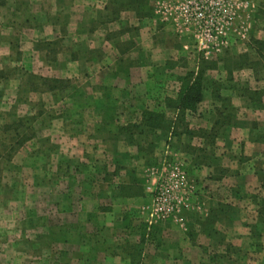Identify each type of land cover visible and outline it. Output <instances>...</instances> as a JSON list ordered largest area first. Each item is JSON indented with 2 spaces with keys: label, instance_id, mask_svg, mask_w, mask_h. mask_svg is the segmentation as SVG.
<instances>
[{
  "label": "crops",
  "instance_id": "0c3cea01",
  "mask_svg": "<svg viewBox=\"0 0 264 264\" xmlns=\"http://www.w3.org/2000/svg\"><path fill=\"white\" fill-rule=\"evenodd\" d=\"M112 1L0 0V72H3L0 112H12L13 109L34 112L35 99L52 105L54 93H40L27 84L26 76L31 74L68 80L71 88L65 91L63 101L69 98L66 103L73 112L75 96L79 94L85 100L102 103L110 98L117 105L123 102L124 106L132 99H141L145 100L141 109H151L146 106L150 100L148 87L136 96L135 85L138 79L149 85L151 76L145 70L155 65L149 59L154 46L150 45V50L146 44L139 48L138 45L143 43L140 39L145 37V43H148L149 36L143 35L142 30L138 36L136 30L131 29V25L136 27L132 20L142 24L148 22V18L139 20L132 11H112ZM53 42L57 44L55 47H41ZM52 49H55V55L51 53ZM75 81L83 82L78 86ZM155 85L160 86V83L156 81ZM90 86L91 89L97 87L99 93L92 94ZM257 87L254 90L263 89L261 83H257ZM226 95L235 112L226 113L231 122L218 129L212 144L200 137L182 135L178 139L166 134L164 155L169 146V159L182 162L190 180L196 182L193 204L198 209L185 215L183 227L166 222L147 229L142 224L137 209L149 200L153 180L150 175V180L147 175L135 179L132 174L123 173L127 161L117 160L116 155L112 158H115L114 165L119 168L121 180L115 188L111 191L106 188L87 190L86 182L100 185L103 180L97 174L90 179L81 176V188L55 190L54 195L51 192L53 203L46 210H41L39 205L35 207L32 227L27 225L25 202L17 198L24 196L25 190H14L9 185L4 188L6 172H1L0 220L3 226L0 228L11 222L10 215H15L13 206H21L18 212L24 215L18 225L22 224V227L19 225L15 230L18 233L14 246L33 247V254L12 247L21 257L20 261L29 264L32 255L33 264H264V108L261 112H253L237 95L230 91ZM262 102L264 107V95ZM84 110L92 112H79L78 115L96 118L91 133H96L95 142L105 148L111 142L106 136L110 133L115 135L113 142L119 145L126 137L136 139V136L139 141L144 139L142 145L149 142L148 135L118 134L120 126L138 122L140 111L131 112L138 116L137 119L126 120L123 125L118 120L129 113H115L113 125L104 126L107 133L100 136L97 131L101 125L100 113L94 112L93 108L85 107ZM170 113L165 112L167 117ZM194 114L201 118L196 128L203 131H210L219 118L218 112L187 113V123ZM81 124L72 123V128H80ZM187 147L197 149L199 157L188 154ZM140 148L136 145L135 150ZM118 154L135 157L137 152L123 148ZM17 157L7 164L18 175L23 168ZM161 157L158 155L157 161L164 159ZM127 164L131 166L132 161ZM131 179L138 180L137 188L141 190L135 189L137 194L120 190L121 186L130 185ZM5 214L7 218L3 217ZM42 218L49 221L43 222ZM5 233L8 235L9 232ZM6 235L3 240L1 238L0 245L8 242ZM3 256L0 255V263Z\"/></svg>",
  "mask_w": 264,
  "mask_h": 264
},
{
  "label": "rangeland",
  "instance_id": "374dc122",
  "mask_svg": "<svg viewBox=\"0 0 264 264\" xmlns=\"http://www.w3.org/2000/svg\"><path fill=\"white\" fill-rule=\"evenodd\" d=\"M148 1V6L152 14L151 18H148V22L142 24L141 22H135L132 20V24H136V27H132L133 25H131V29L133 31L136 30L138 36H140V30L143 31V35L146 33L147 36H149L148 41L151 42V44L149 42L145 43V37H142L140 42L142 41L143 43L139 44L138 41L139 48L144 47L146 44L150 50L151 46H154V51L149 56V59L150 61H154L155 65L154 67L145 70L147 74H150L151 76L149 78V85L146 86L145 80L141 79H138L140 81L137 80V84L135 85V88L137 89L136 96L141 94V92H145V89L148 87L150 100L147 101L146 106L152 109L156 106L162 105L164 98L174 97L175 92L179 87L178 79L188 72H196L201 61L218 62L217 69L207 71L206 77L223 84L222 86L229 87L240 84L246 85L254 90L258 88L257 83H261L263 89L259 91L264 94V69H262V66L257 69L256 77L250 70L232 71L231 76L233 78V83H227V74L221 63L222 61L227 62L228 64L235 62L241 59L242 55H247L252 61L258 62V57L253 50L254 47L251 40H264V19L262 15L264 0H248L249 9L246 13L240 14L237 21L234 23L233 28L228 31L227 38L229 45L222 48L219 53L211 55L208 59H204L202 55L195 53L194 29L191 26L183 27L173 13H163V4H166L170 0ZM125 26H128V24ZM239 31L242 33L239 34ZM164 63L165 65L163 66ZM257 77L258 79H256ZM156 81L160 83V86L155 85ZM82 82L77 83L75 81L74 83H77L78 86H80ZM73 87L76 86L73 85ZM91 87L92 86H90L89 90L92 94L95 92L97 94L99 93L97 87H93L92 89ZM220 93L223 96H227L226 94L229 93V89L221 90ZM71 95L72 94H70V96ZM94 96L97 95L94 94ZM38 100L39 99L34 100V112H30L29 109H23L20 112H16L15 109L11 110L12 112H0V136H2L1 128L4 124H12L18 119H23L24 128L20 129V132L32 137L18 154L15 155L18 156L19 163L23 168V170L20 171L21 173L18 172L20 173L18 175L17 172H14L13 169L10 168L11 165H8L7 161H5L4 151L0 150V157H3L1 158L2 160L0 159V176L1 172H6L3 184L4 188L9 185V187L14 190H25V195L17 198H19L20 201H24L25 204H23V207L28 209V226L32 227L34 224L33 220H35V218L33 217L34 213L32 212L37 205H39V208L40 206L43 208H40L41 210H46L48 205L53 203L54 196H51V192L54 195L55 193H53V191L55 190L66 191L67 188L74 190L81 188L83 182L81 176H84L85 179H90L95 178V175L97 174L101 176V179L103 180V183L101 182L100 185L93 184L90 181L91 184L86 182L87 185L85 188L87 190L92 191L106 188L105 190L111 191L115 188V184L121 180V176L118 174L119 168L117 166L115 168L114 165L115 158L117 160L123 159V161L127 162L132 161L131 166L125 162L127 168L123 170V173L128 176L132 174V178L134 177L135 179H142L144 178L142 177L144 175H147L149 179L150 175L153 180V186L155 185L157 174L153 173V170L160 168V165H162V161H157V156L159 155L161 157L162 155L161 159L165 156L164 150L162 149L164 147V141L167 138V133L158 134L156 138L149 136V142L146 145H142L145 141L144 139L139 141V136H136V139L135 137H126V140L119 145L118 142H113V137L115 135L110 133L106 136H109L111 142H109V147H107V145L105 148V146L95 142V139L98 138L96 133L93 132V135L91 133L96 118H93L92 115L88 114H86L85 117L78 115L79 112L92 111H78L74 108L73 112L72 108L68 105L69 103H66L69 102V98L66 102L61 99H58L57 101L52 99V105H50L51 102H48L45 105V102ZM90 102L93 104L91 105V108H93L97 101L91 100ZM115 104V113L128 112L130 114L131 112H139L140 109L145 106V100L141 101V99H132L131 103L128 102L125 106L123 102L119 105H117L116 102ZM216 105L217 103L212 101L208 91L196 112H215ZM1 108L5 109V107L2 106ZM248 109L253 112H261V110ZM166 112H171L168 116V119L171 120L173 117L172 111ZM129 114L126 115V118L123 117L118 120V122L120 121L121 124H125L126 120L131 122L138 117L133 116L134 114L132 113L131 115ZM30 118H33V120H30ZM206 118L207 116H205V119ZM199 119L201 118L197 117L196 114L188 118V125L191 126L192 132L196 133L197 130H200L196 128ZM72 123L82 124L80 128H72ZM105 133L107 132L104 130L99 131L100 136L105 135ZM10 135L8 134V136ZM71 137H73L74 140ZM124 137L125 136L122 138ZM3 138L9 140V138ZM140 142L142 143L140 144ZM150 142L154 146L153 152H150ZM11 143L12 142L8 141L5 142L6 146ZM97 145H101L102 147H98ZM118 145L119 150H123L124 148L128 152H137V155L135 157H130L128 154L127 156L119 155V150L117 149ZM136 145L141 146L137 151L135 150ZM114 155H116V157L112 158ZM68 158H72V160H67ZM11 173H13V175ZM140 182L141 181H139V183ZM193 184L194 187H196L195 180L193 181ZM195 195L196 190L193 195L194 198ZM198 201L200 202V200ZM147 202L148 200L137 209L142 224H145L144 216L141 215L140 212L141 208ZM17 206V204L13 206L15 215H10L13 220L10 219L11 222L9 224L4 223V227L0 228V241L1 238L3 240L6 235L5 231L11 233L6 235L8 242L0 245V255H4L3 261L0 264H24L20 261L21 257L18 252L12 248L15 244V235L18 233V231L15 230H17L19 225V227H22V224L18 225V220L22 219L24 215L18 212L21 210V206L19 208ZM3 217L7 218V214ZM28 217H30V219ZM41 220L43 222H45V220L49 221L48 218H42ZM13 221H16V223H12ZM2 224L3 222L0 220V226H3ZM29 235L32 236V233H29ZM14 247L18 248L20 251L23 250L22 252L28 250L29 253L33 254V247L30 245L24 246L16 244ZM30 257H32V255L29 256V262H25L33 264V258Z\"/></svg>",
  "mask_w": 264,
  "mask_h": 264
},
{
  "label": "trees",
  "instance_id": "16d2710c",
  "mask_svg": "<svg viewBox=\"0 0 264 264\" xmlns=\"http://www.w3.org/2000/svg\"><path fill=\"white\" fill-rule=\"evenodd\" d=\"M148 0H113L111 2V10L117 11H132L135 16L142 20L144 18H151V10L148 6ZM262 15L264 19V6L262 10ZM254 47V52L258 59L252 61L247 55H242L241 59L227 63L221 62L225 68L227 74V83L233 81L231 76L232 71H242L250 70L256 77L257 69L262 66L264 69V40H251ZM56 46V42L46 43L41 45V47ZM51 53L55 55V49H52ZM220 61V60H219ZM218 62H206L201 61L198 65L196 72H188L183 77L178 79L179 87L177 92H175L174 97L164 98L162 105L156 106L152 109L144 108L141 109L140 118L135 124H127L126 126H120L118 128V134L132 136L134 134L138 135H148L156 138L158 132H163L170 134L171 137H177L178 139L185 135L188 138L200 137L206 140L209 144H212L218 135V129L224 125L230 124L229 114L227 112H235L231 107L230 97L223 96L220 92L221 90L229 89L230 92L240 97L246 108H251L254 110H261L263 93L257 90H252L246 85L236 84L234 86H222L206 77L207 71L217 69ZM0 78H3V72H0ZM258 79V77L256 78ZM27 84H30V88L38 91L40 93H54L53 99L57 101L58 99L63 100L66 96L65 91L71 88L70 82L68 80H60L53 78H43L34 75L26 76ZM233 83V82H232ZM33 90V91H34ZM75 90V88H73ZM209 91L210 98L213 102L217 103L215 112H218L219 118L215 122V128L213 127L210 131L197 130L196 133L189 130V125L186 121L187 113H194L198 110L199 105L204 100L205 94ZM76 101L73 106L78 111L84 110V108H91L93 105L90 101L93 99L85 100L83 96L77 95ZM97 101V100H94ZM116 101L108 98L104 102H95L93 108L95 112H99L101 115V125L97 128V131H103L104 126L113 125L114 114L116 108ZM166 111H172L174 114L172 119L169 120L166 116ZM33 120V118H30ZM35 120V119H34ZM24 128L23 119H18L12 124H4L1 128L0 136V150L4 151L5 161L10 162L12 158L28 143L32 137L27 136L20 132V129ZM11 133V135H10ZM125 133V134H124ZM8 134L10 136H8ZM3 137L9 138L5 140ZM12 142L10 145L6 146L5 142ZM153 145L150 143V152H153ZM188 154L199 157L197 149L192 147H187ZM3 157H0V159ZM2 160V159H1ZM137 181L131 179V184L128 186H121L120 190L125 192H132L137 188ZM139 191L141 189H138ZM136 193V191H134ZM137 194V193H136Z\"/></svg>",
  "mask_w": 264,
  "mask_h": 264
},
{
  "label": "built area",
  "instance_id": "2783aa9c",
  "mask_svg": "<svg viewBox=\"0 0 264 264\" xmlns=\"http://www.w3.org/2000/svg\"><path fill=\"white\" fill-rule=\"evenodd\" d=\"M163 13L176 15L183 27L191 26L195 38V53L208 59L227 47L228 31L233 28L240 14L249 9L248 0H170L163 4ZM242 32L239 31V34ZM242 36V35H241ZM150 190L148 202L141 208L147 229L171 222L183 227L185 215L197 210L193 204L194 184L189 179L184 164L169 159V146Z\"/></svg>",
  "mask_w": 264,
  "mask_h": 264
}]
</instances>
